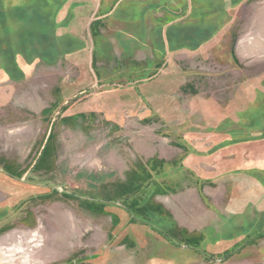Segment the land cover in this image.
<instances>
[{"label": "rangeland", "instance_id": "rangeland-1", "mask_svg": "<svg viewBox=\"0 0 264 264\" xmlns=\"http://www.w3.org/2000/svg\"><path fill=\"white\" fill-rule=\"evenodd\" d=\"M92 1L0 0V50L30 72L0 81V264H264V0L176 11L208 23L144 87L157 58L125 51L117 22L102 39L78 24ZM54 45L55 64L34 57ZM85 45H103L95 65ZM187 188L208 229L181 231L163 205Z\"/></svg>", "mask_w": 264, "mask_h": 264}, {"label": "crops", "instance_id": "crops-1", "mask_svg": "<svg viewBox=\"0 0 264 264\" xmlns=\"http://www.w3.org/2000/svg\"><path fill=\"white\" fill-rule=\"evenodd\" d=\"M187 4L190 6V9H192V5L195 4L197 8L207 12V3L205 0H119V2L116 0H94L85 5H81L78 14H76L75 21H80L83 15L88 17L84 26L90 25L91 21H94L92 23L93 33L95 34V38L100 39H102L101 24L105 23V21H111V23L117 22L122 25V27L114 34L121 46L126 47L125 51H138L146 55L152 52L153 56H155L158 61L147 62L145 69L140 72V75L135 77L136 80L146 83L140 85L144 87L156 81L155 75L160 74L157 69L159 56H163L162 51H165L164 53L167 54L172 46V42L175 46H178L172 53V59L178 53L184 54L185 56L194 53L193 48L196 46L194 47L193 43L196 44L195 39H198V37H196L197 35L194 33L193 29L203 24L207 25L208 22L203 18L202 23L199 24L196 22L191 10L189 16L187 14L185 15L184 12V15L177 17L176 11H185L188 8ZM101 8L106 13L104 12V16L97 19L95 18L96 14ZM135 15L137 16L135 17ZM206 18H208V15H206ZM79 21L77 22L78 24ZM123 33H127L128 36H123ZM130 33L136 36L135 39H131L132 36H130ZM79 40L82 39L80 38ZM177 41H180V44ZM94 43L95 42H93V44ZM87 50H91L90 55L87 57L90 61H93L94 65L97 62L98 53L100 54V51L101 54L104 53L103 45L101 47L97 46L93 52L92 48L90 49L89 46L85 45L84 48L79 51V54L80 52L86 53ZM195 53L201 54L202 51L198 49ZM25 70L27 79V73L29 71H27V69ZM131 79L132 77L127 79L126 82L129 83ZM151 79H153V81H151ZM0 81L2 83H7L10 80L8 76L3 73L0 76ZM185 149L189 157L188 162L190 163L193 148L185 145ZM197 193V188H187L173 195L174 199L172 201L170 200V202H165L163 204L167 208V211L172 214L173 222H175L176 226L186 233H193V231H196L194 229H208L210 222H214V216L212 214L210 215V212ZM212 202L216 205L214 201Z\"/></svg>", "mask_w": 264, "mask_h": 264}, {"label": "trees", "instance_id": "trees-1", "mask_svg": "<svg viewBox=\"0 0 264 264\" xmlns=\"http://www.w3.org/2000/svg\"><path fill=\"white\" fill-rule=\"evenodd\" d=\"M0 42H1V44L4 43V45H5V43L7 41H0ZM4 48H6V47H4ZM9 49L10 50L7 49L8 51L0 50V70H3L6 73V75L9 77L10 80L16 81V82L22 81L26 78V74H24L22 72V70H20V67H18L17 60H16V57H17L16 54L18 51H16V49H14L12 47ZM36 53H38V51H36ZM60 53L61 52L54 45V49L50 53L51 55L49 54V56H48L47 54H45L42 56L41 52H39L38 54H35L34 57H36V58L44 57L43 59H45V61L47 63L55 64L57 62V60L60 58V55H59ZM35 59L29 58L27 61L30 63H33L35 61Z\"/></svg>", "mask_w": 264, "mask_h": 264}]
</instances>
